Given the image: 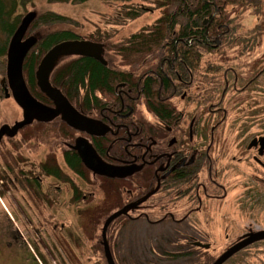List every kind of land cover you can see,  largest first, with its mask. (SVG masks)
<instances>
[{
    "label": "flooded vegetation",
    "instance_id": "af4514ba",
    "mask_svg": "<svg viewBox=\"0 0 264 264\" xmlns=\"http://www.w3.org/2000/svg\"><path fill=\"white\" fill-rule=\"evenodd\" d=\"M152 1L130 4L131 18L121 22L145 15L151 17L147 24L119 34L120 40H106L112 45L101 38L97 63L113 76L110 87L97 90L87 104L83 91L72 98L61 90L80 120L73 139L61 132L60 119L32 122L28 131L2 138L0 193L20 192L40 225L68 217L72 207L77 217L99 208L110 212L105 218L124 208L130 226L146 225L151 231L174 226L183 235L177 251L198 261V255L214 251L215 243L199 221L209 226L215 218H229L228 204L236 197L231 187H240L233 201L243 214L238 217H256L264 203V107L258 109L261 101L264 106V0H174V15L180 17L175 33L145 48V41L157 38L151 29L167 17L166 2ZM31 95L54 109L36 90ZM76 141L93 161L112 169L111 180L92 176ZM23 148L41 156L28 163ZM73 155L83 179L69 167ZM113 183L120 187L121 204L118 195L105 194ZM77 192L81 200L72 203ZM251 230L249 236L264 232ZM217 232L230 233L220 227Z\"/></svg>",
    "mask_w": 264,
    "mask_h": 264
},
{
    "label": "rangeland",
    "instance_id": "374dc122",
    "mask_svg": "<svg viewBox=\"0 0 264 264\" xmlns=\"http://www.w3.org/2000/svg\"><path fill=\"white\" fill-rule=\"evenodd\" d=\"M108 2L109 3L100 0H87L82 4H49L47 0H29L24 4V9L20 7V5L17 6L16 15L22 17L27 12H33L36 16V14L50 11L67 18L64 24H52L47 27L38 26L35 30L30 29L27 32L28 35L34 36L37 34H34V32L46 30H69L73 31L84 40H89L91 35L104 38L103 40L105 42L103 43L109 45H112V42L108 43L106 40H112L113 42L118 39L120 40L122 37L120 35L135 32L141 26L147 24L151 19L150 16L144 15L134 22L127 21L123 23L122 25L125 26L120 28L121 30L119 29L120 32H112L110 30L117 25L112 23L109 19L123 22L124 18L117 16V14H119L118 10L123 2ZM137 2H140V0H128L125 3H127V5L139 4ZM252 25L253 21L249 24L248 28H251ZM114 35H117V38H109ZM262 35L264 36V26ZM4 40L5 38L0 33V46ZM8 42H10V39ZM262 42L264 43V38H262ZM4 72L5 57H1L0 81L5 77ZM262 92L264 93V83ZM9 93L11 94L10 91ZM260 97L262 99L264 96L260 95ZM260 105H262V108L264 107L263 101L258 103V109L261 108ZM22 117L21 107L13 101L12 98H10V100L4 99L3 94L0 93V134H4V138H10L11 136L7 131L10 129L13 130L15 124H17ZM86 125L89 126V123L87 122ZM26 131L28 130L26 129ZM17 133L18 132L15 134ZM75 138L76 136L74 139ZM75 144L78 148L79 143L77 142ZM59 150L60 149L56 147L55 153L60 154ZM20 151L27 157L29 160L28 163L36 162V157L41 156L39 153L35 155L31 151H28V148H23ZM77 183L80 186L82 184V182L78 180ZM85 190L91 192V188L89 187ZM239 191L240 187L238 185L231 187L232 195L236 197L232 198L228 204L227 211L229 212V218H226L222 222L215 218L213 224H209V226H205L199 221L201 227L204 226L209 228L208 233L210 232V237L216 243L213 244L214 251H209L210 254L208 256L210 258H215L222 252L228 251L234 246L233 244L235 241L241 237L246 239V237L249 236L248 233L250 229H264V203L261 210H257L259 213L256 217H238V215L242 216L243 214L235 208L233 201L237 198ZM5 193L6 195L3 194V192L0 193V264H59V261L64 264H71L66 256L67 249H64L62 245L72 249L73 255L79 261V264H105L102 254L95 249L93 242L91 243V241H88L82 234L80 221L76 215V208L72 207L68 217H56V219L53 218V223L51 225L50 223L40 225L32 216L33 210L30 208L29 204L25 202L27 199H23L20 192L16 191V194H13L12 192L5 191ZM53 225L55 226L54 231L52 230ZM61 226L63 227L62 229ZM218 226L221 231L227 229L230 233L226 235L218 233ZM100 228L98 227L96 230L98 239H100ZM157 230H159V228L155 231H151L146 225L136 224L129 226L127 230L123 231L121 234H115L114 239H116L117 248L120 250L119 256L125 257L127 264H169V260L167 261L161 258L160 254L156 256L153 250L161 249L162 247L164 249L163 252L175 253L177 251L176 245L183 235L177 234L174 226H166L161 228L160 231ZM53 232L56 234L54 237L51 236ZM109 234L110 232L107 238H109ZM58 235L61 237L57 238ZM58 239H60V241ZM98 242L99 240L95 241L96 244ZM157 251L158 250H156V252ZM50 258H54V262ZM199 258L202 264V256ZM46 259L47 261H45ZM194 262L196 263L197 261ZM173 264H186V258L182 260L177 259ZM225 264H264V241L258 242L256 245L243 250Z\"/></svg>",
    "mask_w": 264,
    "mask_h": 264
},
{
    "label": "trees",
    "instance_id": "16d2710c",
    "mask_svg": "<svg viewBox=\"0 0 264 264\" xmlns=\"http://www.w3.org/2000/svg\"><path fill=\"white\" fill-rule=\"evenodd\" d=\"M29 0H0V33L5 38L4 42L1 43L0 46V58L5 57L7 55L8 50V40L11 38L12 35L16 32L18 27L20 26V23L24 16L27 15V13L19 17L16 15V8L18 5L20 7L25 8V3ZM87 0H47V2L50 3H61V4H82L85 3ZM102 2L108 1H114V2H123V4L120 6L119 15L122 18H131V10L130 6L127 5L128 0H100ZM162 2V0H157L158 2ZM167 4V17L166 21L163 22L162 19L156 23L154 26L155 29H151L152 35H157L156 40L150 39L144 42L145 48L152 47V45H159L162 44L167 36H170V34L175 33V21L179 20L180 17L174 15V7H175V1L174 0H163ZM125 3V4H124ZM144 3H153L152 0H144ZM67 18L57 15L50 11H45L40 14H36L35 19L31 22V25L28 30L30 29H37L38 26L47 27L52 24H64L65 20ZM113 22L117 23L119 26L122 24L121 21L111 19ZM116 26L115 28L118 30L120 27ZM264 26V23H263ZM114 28V29H115ZM34 32V31H33ZM114 32V31H113ZM37 33V34H36ZM37 37L36 44L28 51V53L25 55L24 60L22 62V73L24 77L25 84L27 85L29 91L33 94L35 90H37L36 86V78H35V71L37 68V65L39 64V61L44 56V54L54 45L64 42V41H74V40H84L80 36L76 35L73 31L69 30H63V31H51L46 30L42 32H34ZM140 34V33H139ZM30 35V34H29ZM29 37L28 33L25 35V38ZM89 41L101 43L100 37L92 36L89 38ZM93 59V60H92ZM95 60V61H94ZM108 73V74H107ZM113 79V76L105 70L99 63H97L96 58L91 57H77L73 61L66 62L59 66V68L54 72L52 76V83L54 86H57L61 88L64 92H67L74 97L72 98H78L80 93L84 92V98L87 103H90L91 98H94V93L99 90L106 87L111 86V81ZM107 89V88H106ZM148 88L147 90H149ZM38 92V91H37ZM71 92V93H70ZM150 92V91H149ZM39 93V92H38ZM40 94V93H39ZM41 96V94H40ZM45 98L43 95L41 98ZM48 124V123H43ZM61 132L66 134H70V138L73 139L74 134L77 130V128L70 125L67 121L61 123ZM23 130L22 132H24ZM57 133V129L55 130ZM56 137V135H55ZM73 151H76V148L73 147ZM77 152V151H76ZM72 157H76L73 155ZM69 167L71 170L80 178L83 179L84 171L81 170L80 163L78 162V159L70 158L67 160ZM52 173H54L55 177L58 176L57 170H54ZM88 173V172H87ZM112 179V178H107ZM109 183V182H108ZM70 186L73 188V194H75V189L73 187V184L70 182ZM111 189L106 192L105 194L108 196H117L118 195V202H122V194L120 191V187L117 186V184L113 183V185L110 187ZM123 189V188H122ZM78 194V196H77ZM115 194V195H114ZM75 199H73L72 203L76 201L81 200L80 193H76ZM112 198V197H111ZM106 214H110V212H103L99 208H97L96 211L90 212L87 211L85 214L80 213L78 216L80 221V229L82 231V234L86 237L88 241L93 242L95 245V249L98 250L104 258V248L102 245V242L99 241L97 244L95 243L96 240H99L97 237L96 230L99 227H102L103 223L105 222V216ZM113 223V224H112ZM130 226V221L123 218V215L118 216L115 218L112 222L109 223L107 229H106V241L108 245V249L111 255V259L113 264H127V261L125 257H120L119 253L120 250L117 248L116 239H114L115 234H121L123 231L127 230V228ZM109 238H107L108 233ZM100 238V233H99ZM64 249H67L66 256L69 259V262L71 264H78V260L73 255L72 249L69 247H66L62 245ZM117 248V249H116ZM116 249V250H115ZM156 250H158L156 252ZM156 256L160 254L161 258L169 260V264H173L177 259H185L186 258V264H201L200 261V255H198V261L193 260L191 254L187 251H176L175 253H166L163 252L164 249L161 247V249H155ZM203 257V263L202 264H211L213 261L209 259L208 256H202ZM191 258V259H187ZM188 260V261H187ZM194 261H197L196 263ZM200 261V262H199ZM211 262V263H210Z\"/></svg>",
    "mask_w": 264,
    "mask_h": 264
},
{
    "label": "water",
    "instance_id": "95a60500",
    "mask_svg": "<svg viewBox=\"0 0 264 264\" xmlns=\"http://www.w3.org/2000/svg\"><path fill=\"white\" fill-rule=\"evenodd\" d=\"M35 15L34 13L27 14L21 21L19 28L14 33L8 48L7 53V79L9 87L12 91V95L14 100L25 110V120L22 123H19L14 126L12 131H17L22 126L28 124L33 117L47 121L50 120L52 117L59 113L58 111L64 110L67 108L71 111L69 115L64 114L63 118L73 127H79V121L75 118L74 112H72L71 107L68 105L67 101L61 95V93L52 88L48 82V76L52 68L54 67L55 62L64 56H69L72 54H78L85 57H94L97 58V54L100 51V46L97 44H92L85 41H64L52 47L42 58L37 71H36V79H37V86L39 89L47 95V97L54 101L57 111H50L49 109L41 106L37 103L31 96L29 95L25 84L23 82L22 77V62L27 53V51L36 43L35 38L31 37L22 42L23 36L34 20ZM8 97L9 95L6 94ZM78 148L82 154L83 161L86 163L88 167L93 169L94 171H98L101 174L114 176V172L110 169H106L101 163L97 161H93V158L90 154L88 148L79 143ZM122 211L114 213L111 217H109L102 228L101 238H102V245L104 248V256L107 261V264H113L111 255L108 249V245L106 243V229L110 222H112L115 218L120 216ZM264 240V232L255 233L246 238L245 240L237 243L228 251L224 252L220 255L212 264H223L226 262L230 257H232L237 252L241 251L248 245Z\"/></svg>",
    "mask_w": 264,
    "mask_h": 264
}]
</instances>
